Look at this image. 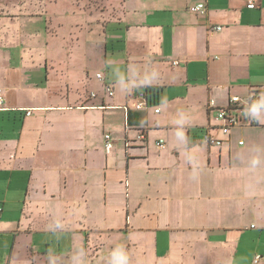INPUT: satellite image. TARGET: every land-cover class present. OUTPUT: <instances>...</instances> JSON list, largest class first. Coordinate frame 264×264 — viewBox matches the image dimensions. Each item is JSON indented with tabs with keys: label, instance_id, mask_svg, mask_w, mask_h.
<instances>
[{
	"label": "crops",
	"instance_id": "0c3cea01",
	"mask_svg": "<svg viewBox=\"0 0 264 264\" xmlns=\"http://www.w3.org/2000/svg\"><path fill=\"white\" fill-rule=\"evenodd\" d=\"M101 2L113 15L97 40L87 37L89 53L81 36H62L65 22L50 41L37 14L47 36L30 31L25 49L0 51L1 264H79L104 232L126 236L119 259L129 263L264 264V110L243 112L224 138L209 108L252 91L264 98V0L255 9L248 0ZM199 4L205 15L191 12ZM54 41L64 50L51 53ZM81 57L95 67L77 66ZM148 89L158 95L136 110ZM210 126L221 147L199 141L195 129ZM242 130L248 144L234 133ZM234 143L243 149L232 159ZM97 213L123 226L93 230ZM51 233L71 246L50 261L36 237Z\"/></svg>",
	"mask_w": 264,
	"mask_h": 264
},
{
	"label": "rangeland",
	"instance_id": "374dc122",
	"mask_svg": "<svg viewBox=\"0 0 264 264\" xmlns=\"http://www.w3.org/2000/svg\"><path fill=\"white\" fill-rule=\"evenodd\" d=\"M24 2L25 0H0V51L10 52L12 49H16L15 51L17 52L19 49H25V47L30 44H26L28 40L27 38L29 36L28 33L30 31V35L39 34L34 33L36 30L41 32V36L46 37V30H38L37 26L39 21H43L45 24L47 22L50 27L51 32L48 34L50 41H52V36H56V34L61 35V33H63L62 29H59L58 24L59 22H65L66 32L63 33L62 36L72 37V34H74V38L76 36H81L82 41L80 42V49L85 53H89V51L91 52L92 50V46L90 44L92 41L89 43L87 41V37H89L90 40H97L98 33L100 31L102 32L105 28V20L108 21V19L113 15V11H104V3L101 2V0H32V3L26 1L28 6H25V4H23ZM30 14H33L32 17H29ZM35 14L41 16L42 20L33 22L34 19H37L36 16H34ZM67 18L71 19L69 21L70 23L66 21ZM28 19L33 20L31 21ZM99 20L101 21V24L98 23ZM41 25L43 26L44 23H41ZM108 26V28L111 30H117L118 28V25L114 21H112V23ZM13 34H16L17 37L11 40V35ZM113 47L114 46L112 45V48ZM48 49L51 53L64 50L61 44H58L56 41L50 42ZM115 49H117V46ZM109 53L112 54L111 49H109ZM55 57L56 62L61 60L58 56L55 55ZM82 57L79 60L81 62H78L77 66H82L84 64L85 66L93 67L94 65L95 67L96 64L92 63L90 60L88 61L83 59ZM1 65L2 64H0V71L2 68H4ZM0 76L2 75L0 74ZM1 80L2 79H0V81ZM99 87L100 85L92 84L89 87L90 93L94 90L96 91ZM83 90L85 91V89ZM4 91L5 89L0 86V93H2L3 96ZM195 131L199 141H202L206 135V131L201 129H195ZM234 133L236 136L240 134L241 138H243L245 143L248 144L249 138L247 134H245L244 130L236 131ZM239 149L243 148H238L234 143L232 147V159L235 153L237 151L239 152ZM93 220L96 224L95 226H97V228H91L93 230H113L123 226L122 220H118L117 222L113 223L107 222L106 220L108 219L103 218L101 213H97ZM94 235L95 243L98 244L94 246L95 243L91 241L90 245L87 246V250H80L81 257L79 264H125V262L126 264L139 263V261L137 262L136 260H132L131 263H129L128 261L119 259L120 257L125 256L126 250L124 248L127 238L124 234H111L109 232H104L96 233ZM36 240L40 244L39 249L41 252L48 250L50 261L53 260V256L66 253L71 246L70 236L64 233H51L46 237L43 235H38ZM3 243L4 241L1 240V253H5V248L7 247V244ZM85 254L88 256L85 257ZM134 254H138V252L134 250ZM1 261L2 259H0V264ZM61 261L63 264H67L66 259L62 258ZM56 262L57 260L53 261L52 264H57ZM33 264L35 263L33 262Z\"/></svg>",
	"mask_w": 264,
	"mask_h": 264
},
{
	"label": "built area",
	"instance_id": "2783aa9c",
	"mask_svg": "<svg viewBox=\"0 0 264 264\" xmlns=\"http://www.w3.org/2000/svg\"><path fill=\"white\" fill-rule=\"evenodd\" d=\"M256 0H248L247 2V8L248 9H255L256 8ZM192 13L198 14V15H205L207 12L206 5L205 4H199L191 9ZM216 31H221L222 27L215 28ZM178 63H175L177 65ZM97 78L101 81H104V77L102 74H98ZM107 93L109 96H113L114 92L110 86L106 87ZM92 97H95V94L91 95ZM139 98L142 100L136 105V110H142L148 105V95L146 91H142L139 93ZM5 99L2 93H0V108L4 105ZM209 108L210 109H216V126L215 129L218 130V133L222 137H228L230 135V132L233 128L238 127L243 124V112H249L252 113L253 109L255 110H264V98L263 94L260 91H252L247 98L242 99L240 97H232L229 100V104L227 107H218L215 100H211L209 102ZM157 114L160 113V109H157L155 111ZM30 115V113H28ZM250 123L252 125H259V122L255 119L250 120ZM211 126L207 128L206 135L204 136L202 143L209 147H221L225 140L223 138H220L219 136H214L212 134L213 129ZM106 139V149L110 150L112 148V141L111 136L107 135L105 137ZM140 139H144V135L140 136ZM158 147L164 148L165 142L159 141ZM240 145H244V142H240ZM3 213V209L0 208V216ZM259 258V257H258Z\"/></svg>",
	"mask_w": 264,
	"mask_h": 264
},
{
	"label": "trees",
	"instance_id": "16d2710c",
	"mask_svg": "<svg viewBox=\"0 0 264 264\" xmlns=\"http://www.w3.org/2000/svg\"><path fill=\"white\" fill-rule=\"evenodd\" d=\"M147 95H148V100L150 99L151 101H153L154 97L158 95V93L156 92L155 89H148Z\"/></svg>",
	"mask_w": 264,
	"mask_h": 264
},
{
	"label": "clouds",
	"instance_id": "9594fccd",
	"mask_svg": "<svg viewBox=\"0 0 264 264\" xmlns=\"http://www.w3.org/2000/svg\"><path fill=\"white\" fill-rule=\"evenodd\" d=\"M253 111H255V109H253ZM125 264H126V262H125Z\"/></svg>",
	"mask_w": 264,
	"mask_h": 264
}]
</instances>
